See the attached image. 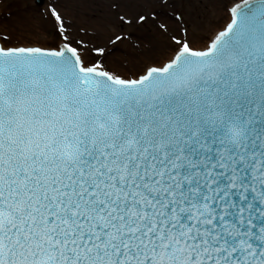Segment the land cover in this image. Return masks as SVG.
I'll use <instances>...</instances> for the list:
<instances>
[{"label": "snow or ice", "instance_id": "1", "mask_svg": "<svg viewBox=\"0 0 264 264\" xmlns=\"http://www.w3.org/2000/svg\"><path fill=\"white\" fill-rule=\"evenodd\" d=\"M57 5L48 46L0 31V264H264V0L225 4L202 47L182 12L113 3L110 47L178 25L128 76Z\"/></svg>", "mask_w": 264, "mask_h": 264}, {"label": "rangeland", "instance_id": "2", "mask_svg": "<svg viewBox=\"0 0 264 264\" xmlns=\"http://www.w3.org/2000/svg\"><path fill=\"white\" fill-rule=\"evenodd\" d=\"M49 3L50 0H45L38 6L36 0H0V31L11 32L26 43L52 44L55 36L40 15ZM113 3L119 4L121 14L132 17L141 12L150 14L154 8L165 17L172 11L182 12L184 20L191 26L189 39L198 46L224 23V6L231 0H173L168 9L163 8L159 0H58L57 6L68 19L74 45L75 41L82 40L89 50L93 46L106 47L108 54L103 60L107 69L128 76L141 71L147 64L165 59L171 50L169 35H179L175 31L178 25L174 19H169V35L161 33L152 20L142 26H125L123 31L131 34L129 38L110 47L108 37L119 30L117 13L111 7ZM86 55L98 58L90 51Z\"/></svg>", "mask_w": 264, "mask_h": 264}, {"label": "bare ground", "instance_id": "3", "mask_svg": "<svg viewBox=\"0 0 264 264\" xmlns=\"http://www.w3.org/2000/svg\"><path fill=\"white\" fill-rule=\"evenodd\" d=\"M36 44V43H35ZM203 45L202 44H199L197 47H202ZM135 68V67H134Z\"/></svg>", "mask_w": 264, "mask_h": 264}, {"label": "water", "instance_id": "4", "mask_svg": "<svg viewBox=\"0 0 264 264\" xmlns=\"http://www.w3.org/2000/svg\"><path fill=\"white\" fill-rule=\"evenodd\" d=\"M38 1V0H37ZM42 2H43V0H42ZM42 2H38L39 4H42Z\"/></svg>", "mask_w": 264, "mask_h": 264}]
</instances>
